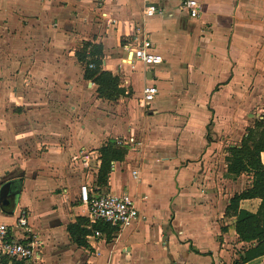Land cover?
Instances as JSON below:
<instances>
[{
	"label": "crops",
	"instance_id": "1",
	"mask_svg": "<svg viewBox=\"0 0 264 264\" xmlns=\"http://www.w3.org/2000/svg\"><path fill=\"white\" fill-rule=\"evenodd\" d=\"M182 1L0 0V186L18 184L0 223L25 212L37 253L4 264H233L249 246L224 210L251 177L232 191L214 146L232 134L230 146L238 145L243 113H264V0H197L195 18ZM143 38L161 63L125 64ZM84 42L100 45L101 68L118 78L115 97L99 98L83 79L75 49ZM151 84L158 93L145 108ZM110 139L127 153L97 187L98 149ZM81 151L86 166L73 158ZM82 184L91 193L127 192L139 218L97 229L100 237L89 232L77 246L67 226L86 219ZM259 203L239 207L255 212ZM246 264H264V255Z\"/></svg>",
	"mask_w": 264,
	"mask_h": 264
},
{
	"label": "trees",
	"instance_id": "2",
	"mask_svg": "<svg viewBox=\"0 0 264 264\" xmlns=\"http://www.w3.org/2000/svg\"><path fill=\"white\" fill-rule=\"evenodd\" d=\"M100 45L84 42L81 51L75 52L76 59L82 63L83 79L97 86L99 98L110 99L120 93L117 76L101 68ZM91 64L92 67H89ZM100 164L95 185H107L108 174L113 162L122 161L127 153L126 146L118 144L116 140H107L98 149ZM264 152V119H255L246 127L238 145L228 146L225 150L226 176L233 179L247 174L251 177L250 184L239 193H234L224 210L225 218H234L233 230L238 241L248 243L249 246L237 253L233 264L247 262L264 255V164L260 154ZM258 199L257 210L250 212L239 207L243 200ZM86 219L79 218L73 225L67 226L72 241L77 246H86L85 237L89 233L82 226ZM108 224L99 223L95 228L107 230ZM116 228V227H113ZM226 231V228H222Z\"/></svg>",
	"mask_w": 264,
	"mask_h": 264
},
{
	"label": "built area",
	"instance_id": "3",
	"mask_svg": "<svg viewBox=\"0 0 264 264\" xmlns=\"http://www.w3.org/2000/svg\"><path fill=\"white\" fill-rule=\"evenodd\" d=\"M182 7L187 10L191 18L198 17L199 3L197 0H183ZM155 13L153 6L145 7L144 14L151 16ZM140 62L145 66H155L161 63L162 58L153 51L151 41L143 38L135 47L129 49V56L123 62L127 65ZM89 67H92L89 65ZM158 89L155 85H146L142 91V102L145 106L154 100ZM118 144L122 142L117 140ZM131 145L134 143L130 141ZM81 162L87 165L88 157L83 154ZM133 176L137 172L132 171ZM79 199L86 207L87 222L82 227L90 232L87 238L100 237L95 228L99 223L108 224L119 229L133 225L139 218V211L134 199L127 193H91L85 184L79 186ZM14 227V228H12ZM18 231V237L14 235ZM34 234L27 221L25 212L20 211L14 219L13 225L0 223V264L4 261L33 260L36 258Z\"/></svg>",
	"mask_w": 264,
	"mask_h": 264
},
{
	"label": "rangeland",
	"instance_id": "4",
	"mask_svg": "<svg viewBox=\"0 0 264 264\" xmlns=\"http://www.w3.org/2000/svg\"><path fill=\"white\" fill-rule=\"evenodd\" d=\"M6 23V19H4V18H2L1 17V15H0V27L1 26H4V24ZM1 29V28H0ZM0 36H1V34H0ZM81 44H78L77 46H76V49H75V52L76 51H81L82 50V46H83V44H82V46H80ZM77 63L79 64V66H80V68H81V71L83 72V66H82V63H80L78 60H77ZM145 108H147L148 106H144ZM144 108V109H145ZM262 112H258L257 111V109L255 110V109H253L252 111H250V112H248V113H243V116L241 117V125H243V130L242 129H240L239 127H238V130L240 129L241 131H243V133L245 132V129H246V127H248V126H250L251 124H252V122L255 120V119H259V117L260 116H258V115H262V117H264V113H262ZM237 125H240V123H239V121L237 120ZM231 137L233 136V138L230 140L229 139V135L228 136H226V139H223V141H222V143H218V146H214V152L216 151V154H217V156L215 157V165H216V170H218L219 169V172H221V169L223 168V166L222 165H224L225 164V161H224V156H225V150H226V148L228 147V146H230V145H232L233 143L235 144V143H237L238 142V138H234V135L232 134V135H230ZM117 139H120V138H117ZM214 139L216 140V141H219L220 140V137H217V136H214ZM119 141H121V140H119ZM217 144V143H216ZM211 149V148H210ZM82 153V151L80 152V153H78L77 154V156H75V157H73L74 158V160L75 161H77V163H81V157H84V155L83 154H81ZM80 155V156H79ZM80 159V160H79ZM73 160V159H72ZM71 161V163L73 162H75V161ZM77 166H72V169H74V168H76ZM218 177V176H217ZM250 176L249 175H247V174H245L244 176L243 175H241V176H239V177H237V178H233L232 179V184L229 186L231 189H232V191H236V190H240V189H242L243 188V186H247V181H249L250 180V178H249ZM95 178V177H94ZM216 178V177H215ZM214 178V179H215ZM217 178L214 180V183H215V187L218 189L219 188V190L221 189V187H219V185H218V183H217ZM4 183V182H3ZM17 185L18 184H16V182H14V183H12L10 186H11V188H10V190H11V192H13L12 191V189H17ZM86 186L88 187V189H90L89 188V186L86 184ZM221 186H223V185H221ZM228 187V186H227ZM226 188V186L224 187V189ZM14 193V192H13ZM15 194H17V193H15Z\"/></svg>",
	"mask_w": 264,
	"mask_h": 264
},
{
	"label": "water",
	"instance_id": "5",
	"mask_svg": "<svg viewBox=\"0 0 264 264\" xmlns=\"http://www.w3.org/2000/svg\"><path fill=\"white\" fill-rule=\"evenodd\" d=\"M11 181H6L0 186V208H4L10 205V202L13 201L15 193H12L10 190Z\"/></svg>",
	"mask_w": 264,
	"mask_h": 264
}]
</instances>
